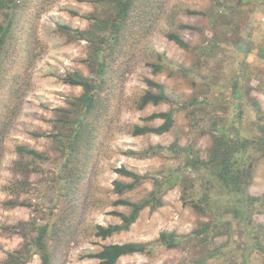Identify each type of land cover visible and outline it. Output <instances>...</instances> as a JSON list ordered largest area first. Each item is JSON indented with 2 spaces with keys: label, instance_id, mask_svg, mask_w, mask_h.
I'll use <instances>...</instances> for the list:
<instances>
[{
  "label": "rangeland",
  "instance_id": "1",
  "mask_svg": "<svg viewBox=\"0 0 264 264\" xmlns=\"http://www.w3.org/2000/svg\"><path fill=\"white\" fill-rule=\"evenodd\" d=\"M7 3L14 22L0 52V264L25 243V232L32 231L27 223L49 225L45 240L52 264H97L89 252L128 241L151 245L117 264H264V231L257 227H264V211L254 212L252 223L235 218L226 211L227 196L207 187V173L184 166L192 156L188 147L204 158L220 130L231 137L262 136L264 0H139L121 38L104 30L95 43L59 25L94 28V15L108 16L97 0ZM170 31L188 46L169 39ZM94 48L102 52L100 61ZM101 62L105 70L99 76ZM74 71L105 80L92 112L76 101L83 88L63 79ZM147 79L163 84L168 98L139 108L150 88ZM163 111H173L169 131L132 133L135 124L160 125L161 118L147 117ZM81 115L87 128L71 147L69 122ZM174 142L183 154L169 148ZM18 144L38 155L20 154ZM254 155L247 192L264 195V151ZM122 165L150 177L120 195L114 180L131 181L115 171ZM153 177L163 181L162 203L146 206L128 230L96 236L97 224L121 221L112 210L130 211L116 200L149 197L156 188ZM186 187L199 199L208 192L213 210L205 201L206 211L185 203ZM166 230L184 236L178 246L158 241ZM31 251L27 264H42L39 252Z\"/></svg>",
  "mask_w": 264,
  "mask_h": 264
},
{
  "label": "trees",
  "instance_id": "2",
  "mask_svg": "<svg viewBox=\"0 0 264 264\" xmlns=\"http://www.w3.org/2000/svg\"><path fill=\"white\" fill-rule=\"evenodd\" d=\"M8 0H0V12L4 17L0 20V52L5 49V46L10 39L12 25L14 17L12 13L6 10L8 8ZM101 4H104L103 8L107 11L108 16L104 19L98 15H94L92 23L94 28L89 30H72L68 25H59L60 29L71 33L74 31L77 38L88 39L90 41L103 40L106 34L104 30H109L114 34L115 38H121V32L128 24V21L135 10L139 0H97ZM188 13H203L198 10L187 9ZM183 27L195 29L196 26L182 24ZM124 33V32H123ZM99 35V36H97ZM111 38V36H108ZM168 38L175 41L181 46H188L187 41L183 36L177 32L170 31ZM96 58L100 61L102 52L100 49H93ZM102 63V62H101ZM99 76H101L105 70L104 63L100 64ZM156 72L160 71L162 66L154 65ZM103 78V77H101ZM65 82L78 85L83 88V93L80 97L76 98L78 106H81L82 110L92 112L99 102L97 91L104 83V78L100 80H94L86 77L79 72H68L63 78ZM147 83L150 86L144 94L138 100V107L144 108L149 103H160L167 100L168 95L163 84L147 79ZM155 88L156 91L152 89ZM256 110L260 116H263L261 107L258 103H255ZM155 118H161L163 122L158 126L149 124L133 126L132 133L134 135H140L145 133H164L169 131L174 124L173 111L156 112L147 117L148 120H154ZM77 119V120H76ZM86 117L83 115L75 116L69 124L73 129L74 137L71 141V147L75 146L78 141V136L87 128V122L84 123ZM76 120V123H74ZM262 136L260 138L239 136H228L225 131L215 136L214 144L210 148L209 152L202 158L199 155L194 154L192 147H188L192 153L191 158L184 161L185 168H194L199 171L207 173V187L212 184V187H217L221 190V193L227 196L228 205L226 211L232 213V215L243 221L244 223H252V214L256 211H264V195H251L247 192V188L253 179L254 175V162L255 151H264V127L260 129ZM261 147V148H259ZM17 151L20 154H34L38 155V152L25 145L18 144L16 146ZM169 148L177 151L181 154L184 153V149H180L177 142H174ZM186 150V148H185ZM132 154H138L136 151H131ZM115 171L125 177L131 178L130 182L121 180H114V190L118 194L122 195L128 191L135 189L143 180L149 178L148 174H140L132 169L122 165L115 169ZM177 173H182L175 171ZM183 175V174H181ZM153 181L156 188L150 193L149 197L141 201H132L128 198H119L116 200V204L125 205L130 208L128 213L112 210L111 214L118 216L121 221L119 223H109L107 225L97 224L95 226V235L105 239L112 236L115 233H119L128 230L130 226L138 219L140 212L148 205L156 207L162 203V187L163 181L153 177ZM182 199L185 203H190L198 210L206 211L211 208L210 194L205 191V194H201L202 197L196 198L193 194V190L186 187L182 190ZM203 201L209 206L204 207ZM9 205L15 204L14 201L6 202ZM32 231L30 234L25 232V243L16 250L9 252L6 261L2 264H27L32 255V249L35 248L39 252L42 259V264H52L51 252L46 243V235L49 232V225L31 226L27 223ZM209 223L205 224V226ZM260 230L264 231V227L257 225ZM204 229V227H203ZM207 230V228H206ZM32 232H36L33 236ZM30 237V239H29ZM184 236L178 235L175 231H162L158 238V241L167 247L178 246ZM151 243L128 241L124 243H109L101 246L100 249L89 252L88 256L98 260L97 264H117L118 260L128 254L143 252L149 249Z\"/></svg>",
  "mask_w": 264,
  "mask_h": 264
}]
</instances>
